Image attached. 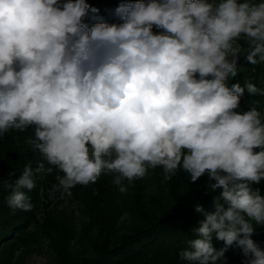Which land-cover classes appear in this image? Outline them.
<instances>
[{"label": "clouds", "instance_id": "clouds-1", "mask_svg": "<svg viewBox=\"0 0 264 264\" xmlns=\"http://www.w3.org/2000/svg\"><path fill=\"white\" fill-rule=\"evenodd\" d=\"M89 11L99 10L86 0H0V138L34 126L29 144L41 156L7 185L8 206L31 211L23 190L53 168L63 173L51 189L61 198L102 174L126 193L123 181L149 168L161 167L165 181L182 168L191 182L207 174L220 195L214 211L195 207L199 238L180 259L218 264L235 243L243 264H264L251 238V221L264 225V195L252 187L264 181V114L236 111L245 89H264L226 86L241 40L245 60L264 63V0H136L115 8L122 23L94 15L91 26L82 23Z\"/></svg>", "mask_w": 264, "mask_h": 264}, {"label": "trees", "instance_id": "trees-1", "mask_svg": "<svg viewBox=\"0 0 264 264\" xmlns=\"http://www.w3.org/2000/svg\"><path fill=\"white\" fill-rule=\"evenodd\" d=\"M128 2L136 0H86L99 11H89L82 23L91 26L95 22L92 19L94 15L103 17L109 24L122 23L114 15V10L119 4ZM153 32L163 30L154 26ZM240 43L245 49L240 53L238 73L226 80V86L231 88L233 84L240 83L243 87L245 82L250 81L264 89V63L255 66L248 63L244 58L246 44L243 40ZM253 106L264 114V95H250L245 89L236 111L243 113ZM33 139L34 126L24 131L10 129L0 138L1 254L3 245L17 239L26 228L37 222L39 212L37 214L36 209L61 195L59 191L51 192L52 186L59 183L57 177L63 175L53 168L51 174H37L34 189L23 190L33 204L31 211H13L8 206L11 190L7 185L14 184L26 164L31 163L35 169L41 162L40 153L29 144V140ZM49 166L45 162V168ZM10 173L14 174L10 176ZM113 180L112 174H102L95 184L77 185L71 189V197L80 202L88 222L77 234L71 229L65 230L68 234L64 235H69L67 239L59 237L61 232L56 234L52 243L54 259L59 264H188L180 259L179 252L189 247L188 241L199 238L194 229L203 216L195 211V207L202 206L209 212L215 210L213 200L220 195V190L212 191L209 185L214 181H210L205 174L196 182H191L190 175L182 168L165 181L161 167L149 168L144 178L131 184L123 183L128 188L126 193L119 192ZM252 187L259 188L264 195V181ZM47 206L45 211H48ZM251 222L255 229L251 238L264 250V225ZM48 223L53 224L52 220ZM76 237L79 240H74ZM211 243L217 250L225 247L224 242L217 240L214 234ZM245 259L241 248L234 243L227 248L218 264H243ZM0 264H4L3 261Z\"/></svg>", "mask_w": 264, "mask_h": 264}, {"label": "rangeland", "instance_id": "rangeland-1", "mask_svg": "<svg viewBox=\"0 0 264 264\" xmlns=\"http://www.w3.org/2000/svg\"><path fill=\"white\" fill-rule=\"evenodd\" d=\"M244 49L243 46L241 52ZM112 176L114 178V174ZM123 183L129 184L128 181ZM152 189L156 190L155 187ZM46 206L48 211H45ZM36 212H39L37 222L26 228L17 239L3 245L0 261L4 264H59L52 251L56 234L61 232L59 237L67 239L69 235H64L68 234L65 230L71 229L77 234L88 222L80 202L67 195L44 202ZM48 220H52L53 224L48 223ZM76 239L79 240V237L74 238ZM74 240L73 244H76Z\"/></svg>", "mask_w": 264, "mask_h": 264}]
</instances>
